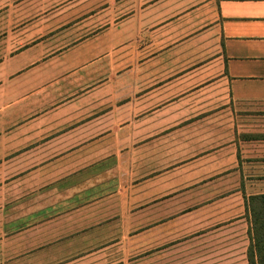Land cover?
Returning <instances> with one entry per match:
<instances>
[{"label": "crops", "instance_id": "obj_1", "mask_svg": "<svg viewBox=\"0 0 264 264\" xmlns=\"http://www.w3.org/2000/svg\"><path fill=\"white\" fill-rule=\"evenodd\" d=\"M187 131L205 134L196 177L242 198L205 206L208 264H248L245 199L264 195V0H0V247L86 210L70 205L102 196L118 148Z\"/></svg>", "mask_w": 264, "mask_h": 264}, {"label": "rangeland", "instance_id": "obj_2", "mask_svg": "<svg viewBox=\"0 0 264 264\" xmlns=\"http://www.w3.org/2000/svg\"><path fill=\"white\" fill-rule=\"evenodd\" d=\"M122 99L117 98L118 106L125 103ZM117 120L121 124L125 117ZM204 135L151 133L150 140L159 141L149 148H141V141L134 148H118L117 170L102 173V196L76 198L71 210L91 205L38 229L37 243L23 237L19 244L0 247V264H208L214 246L204 237L207 229L197 225L214 214L205 206L236 210L242 198L230 195L232 182L201 181L190 168L188 162L204 150L195 138ZM246 237L247 249L249 230ZM13 258L20 260L9 263Z\"/></svg>", "mask_w": 264, "mask_h": 264}, {"label": "trees", "instance_id": "obj_3", "mask_svg": "<svg viewBox=\"0 0 264 264\" xmlns=\"http://www.w3.org/2000/svg\"><path fill=\"white\" fill-rule=\"evenodd\" d=\"M250 219V243L246 257L248 264H264V195L245 199Z\"/></svg>", "mask_w": 264, "mask_h": 264}]
</instances>
